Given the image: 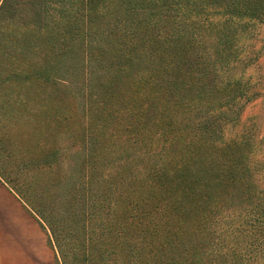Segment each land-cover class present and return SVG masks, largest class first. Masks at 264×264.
<instances>
[{"label":"trees","instance_id":"16d2710c","mask_svg":"<svg viewBox=\"0 0 264 264\" xmlns=\"http://www.w3.org/2000/svg\"><path fill=\"white\" fill-rule=\"evenodd\" d=\"M263 18L264 0H0V89L50 87L66 134L16 150L0 124V180L56 264H264V187L243 141L223 137L248 93L223 77L229 49ZM117 82L99 145L92 116ZM146 104L148 150L128 154Z\"/></svg>","mask_w":264,"mask_h":264},{"label":"rangeland","instance_id":"374dc122","mask_svg":"<svg viewBox=\"0 0 264 264\" xmlns=\"http://www.w3.org/2000/svg\"><path fill=\"white\" fill-rule=\"evenodd\" d=\"M200 45L203 44L200 43ZM229 50L232 53L236 52L237 58L224 68L223 77L231 81L236 79L245 81L248 85V93L239 104L241 109L237 120L223 126V137L225 140L239 139L243 141L242 143L246 145L244 152L251 157L250 171L255 174V178H259L260 187H264V18L248 29L247 32L241 33ZM73 80L72 84L75 89L78 84L75 76ZM198 82L204 83L206 80H201L199 77ZM41 86L35 85L24 91L0 89V124L16 150H23V148L30 145L34 147L36 141L39 145H43L45 138L52 135V132L59 133L58 142H62L64 139L61 135H66L64 133L60 134L62 130L52 123L54 119L51 117L53 116L47 113L46 105L53 101L51 96V94H54L53 90L43 84ZM120 89H123V84L118 86L117 82L112 90L114 96L112 101L109 104L107 103L105 110L102 108L100 113L92 116L97 122L93 131H97L95 136L98 137L97 142L99 145L104 144L103 136H105V133L109 134L114 130L111 126L114 124V120L119 119L116 115L118 101L115 102V100L118 92L123 91ZM74 91H79V88ZM182 94L183 92L180 91L179 96H182ZM122 106L123 103H120L119 109ZM51 109L52 105L49 106L50 113H52ZM70 109L75 112V108ZM143 110L148 113V133H144L145 140L143 143L123 145L124 152L128 151V154L148 150L146 145L151 131L150 124L156 118L157 111L154 110L153 106L149 108L148 104L143 106ZM75 114L76 120L79 114L76 112ZM175 119L178 120V118ZM25 120H28L29 124L25 125ZM129 120L135 122L134 118ZM91 122L90 120L87 124L92 129L94 126ZM12 126H14L13 137L8 133L9 128L11 129ZM134 133L132 134L134 135ZM152 146L151 159L154 162V158H157L156 155L162 153L156 148L155 144H152ZM175 147L176 144L171 147L166 145L165 148L167 152L169 150L175 152ZM19 158L23 159L26 156L22 155ZM112 160L115 161V158ZM260 195H264V192L263 194L260 192ZM19 227L22 232H15L13 229L3 230L0 227V264H56L54 254L47 246L46 236L37 227L35 229L37 236H34L29 226L24 222H19ZM232 243L236 242L232 240Z\"/></svg>","mask_w":264,"mask_h":264},{"label":"crops","instance_id":"0c3cea01","mask_svg":"<svg viewBox=\"0 0 264 264\" xmlns=\"http://www.w3.org/2000/svg\"><path fill=\"white\" fill-rule=\"evenodd\" d=\"M19 222H24L28 225L34 236H37L36 227L42 232L35 218L28 213L21 201L10 191L8 186L0 180V227L3 230L13 229L15 232H22Z\"/></svg>","mask_w":264,"mask_h":264}]
</instances>
